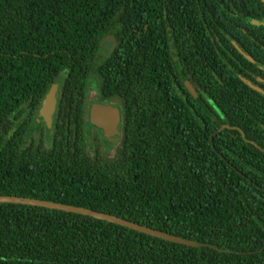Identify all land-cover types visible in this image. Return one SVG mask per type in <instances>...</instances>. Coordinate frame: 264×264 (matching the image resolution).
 <instances>
[{
    "label": "trees",
    "instance_id": "1",
    "mask_svg": "<svg viewBox=\"0 0 264 264\" xmlns=\"http://www.w3.org/2000/svg\"><path fill=\"white\" fill-rule=\"evenodd\" d=\"M92 81L120 106L110 156ZM0 195L184 241L0 202V264H264V1L0 0Z\"/></svg>",
    "mask_w": 264,
    "mask_h": 264
},
{
    "label": "water",
    "instance_id": "2",
    "mask_svg": "<svg viewBox=\"0 0 264 264\" xmlns=\"http://www.w3.org/2000/svg\"><path fill=\"white\" fill-rule=\"evenodd\" d=\"M242 54L246 56L248 59H250V57L247 56L244 52H242ZM56 93H57V85L54 84L49 88L48 92L45 94L41 102V106L39 107L38 115L36 118L37 121L44 122L48 128L51 127L52 116L56 109V104H57ZM89 121L92 125L102 130L103 135L106 139H110L120 133L118 128L121 121L120 106L113 104H101L98 102L92 103L89 108ZM0 202L28 204V205L46 207L51 209H58L67 212L79 213L82 215H89L93 218L105 220L108 222H114L119 225L126 226L128 228L143 233L151 234L154 236H162L166 239H173L176 242H184L181 239L171 238L167 234L160 233L152 228L136 224L132 221L125 220L108 213L98 212L88 208L62 204L48 200H39L28 197L10 196V195H0Z\"/></svg>",
    "mask_w": 264,
    "mask_h": 264
},
{
    "label": "rangeland",
    "instance_id": "3",
    "mask_svg": "<svg viewBox=\"0 0 264 264\" xmlns=\"http://www.w3.org/2000/svg\"><path fill=\"white\" fill-rule=\"evenodd\" d=\"M111 45V42L110 41H107L104 48L105 49H108V47ZM97 93H96V86H95V82H91L88 89H87V94H86V110H87V114L89 116V108H90V105L92 103H95L97 102ZM99 103L101 104H109L108 102H105V101H99ZM113 105H119L118 103L117 104H114ZM88 129V132L89 134H98V137L100 139V142H101V145L103 146V149L105 151V154L110 156L111 153H112V150L115 146V144L118 142L119 138H120V135H115L113 137V140L111 141H108L107 143L104 141V139H102L100 136L103 135L102 134V131L99 129H97L96 127L94 126H91Z\"/></svg>",
    "mask_w": 264,
    "mask_h": 264
},
{
    "label": "flooded vegetation",
    "instance_id": "4",
    "mask_svg": "<svg viewBox=\"0 0 264 264\" xmlns=\"http://www.w3.org/2000/svg\"><path fill=\"white\" fill-rule=\"evenodd\" d=\"M54 115V114H53ZM53 117V116H52ZM44 123V122H43ZM45 124V123H44ZM51 126H52V124H51ZM94 127H96V126H94ZM97 128V127H96ZM118 128H120V124H119V127ZM98 130L100 129V128H97ZM101 130V129H100ZM102 131V130H101ZM120 132V131H119ZM102 134H103V132H102ZM107 140V142L108 141H111V140H113V137L112 138H110V139H106Z\"/></svg>",
    "mask_w": 264,
    "mask_h": 264
}]
</instances>
